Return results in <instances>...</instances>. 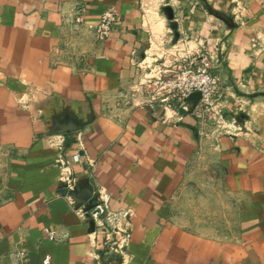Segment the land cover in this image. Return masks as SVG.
I'll use <instances>...</instances> for the list:
<instances>
[{
    "label": "crops",
    "instance_id": "crops-1",
    "mask_svg": "<svg viewBox=\"0 0 264 264\" xmlns=\"http://www.w3.org/2000/svg\"><path fill=\"white\" fill-rule=\"evenodd\" d=\"M206 52L214 110H166L162 80ZM64 163L107 191L127 264H264V0H0V264H99Z\"/></svg>",
    "mask_w": 264,
    "mask_h": 264
},
{
    "label": "built area",
    "instance_id": "built-area-1",
    "mask_svg": "<svg viewBox=\"0 0 264 264\" xmlns=\"http://www.w3.org/2000/svg\"><path fill=\"white\" fill-rule=\"evenodd\" d=\"M86 14L87 6H78L76 23L84 25ZM121 22V15L115 8L107 10L103 14L100 23L94 27L96 38L100 42L109 40ZM217 86V78L214 76L208 60L204 58L197 62V59H193L189 63H182L174 71H171L166 80H162L160 83V99L165 104L166 110L192 113L200 107L206 112H210L215 108L218 93ZM195 93L201 94V100L197 106L192 99ZM88 160L87 156L79 154L75 157V162L77 163H84ZM62 168L63 175L60 180V187L67 191L78 214L86 220H89L88 216H90L94 223L103 231H107L105 226H113L111 225L113 221L118 224L120 218L110 211V197L107 191L102 187L98 188L94 191L91 203L88 206H81L73 198V194L78 188V179L70 173V165L68 163L62 164ZM46 234L51 238H54L55 235L49 230H46ZM107 243L108 240H106L105 244ZM46 264H50L49 259L46 260Z\"/></svg>",
    "mask_w": 264,
    "mask_h": 264
},
{
    "label": "rangeland",
    "instance_id": "rangeland-1",
    "mask_svg": "<svg viewBox=\"0 0 264 264\" xmlns=\"http://www.w3.org/2000/svg\"><path fill=\"white\" fill-rule=\"evenodd\" d=\"M204 58L208 60L213 72L214 56L210 52L201 54L200 56L193 59H197V62H200ZM190 61L191 60H188L186 62L189 63ZM182 63H177L178 66H176V68ZM176 68H174L172 71H174ZM105 228H107V231H104V235L106 240H108V243L102 245L101 247L103 251L102 255L99 256L98 259L99 264H127L130 243V232L128 231V226H105Z\"/></svg>",
    "mask_w": 264,
    "mask_h": 264
},
{
    "label": "water",
    "instance_id": "water-1",
    "mask_svg": "<svg viewBox=\"0 0 264 264\" xmlns=\"http://www.w3.org/2000/svg\"><path fill=\"white\" fill-rule=\"evenodd\" d=\"M192 99L195 101V105L197 106L201 100V94L200 93H195L193 96H192ZM94 187L92 185H89L88 186V192L86 194H79V192H75L73 194V198L81 205V206H88L89 203L91 202V200L93 199V196H94ZM88 219L90 220L91 224H92V227L95 229V223H94V220L88 216Z\"/></svg>",
    "mask_w": 264,
    "mask_h": 264
}]
</instances>
